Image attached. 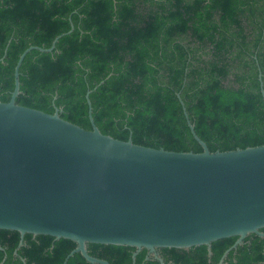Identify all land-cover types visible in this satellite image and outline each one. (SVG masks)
I'll return each mask as SVG.
<instances>
[{
    "label": "trees",
    "instance_id": "16d2710c",
    "mask_svg": "<svg viewBox=\"0 0 264 264\" xmlns=\"http://www.w3.org/2000/svg\"><path fill=\"white\" fill-rule=\"evenodd\" d=\"M70 33H67L71 30ZM59 116L86 130L91 116L115 139L174 152L264 145V0H0V102ZM264 232V228L260 230ZM0 230V264H89L68 239ZM237 240L162 248L164 264H219ZM109 264H160L128 246L87 244ZM149 257V258H148ZM222 264H264L247 235Z\"/></svg>",
    "mask_w": 264,
    "mask_h": 264
},
{
    "label": "water",
    "instance_id": "95a60500",
    "mask_svg": "<svg viewBox=\"0 0 264 264\" xmlns=\"http://www.w3.org/2000/svg\"><path fill=\"white\" fill-rule=\"evenodd\" d=\"M71 30L67 33H70ZM14 89L0 102V230L68 239L89 264H109L88 254L87 244L157 250L188 249L249 234L264 238V145L210 152L187 121L202 152H174L102 134L91 116L86 130L15 103ZM263 99L264 92L262 91ZM0 250L2 248L0 247Z\"/></svg>",
    "mask_w": 264,
    "mask_h": 264
},
{
    "label": "flooded vegetation",
    "instance_id": "af4514ba",
    "mask_svg": "<svg viewBox=\"0 0 264 264\" xmlns=\"http://www.w3.org/2000/svg\"><path fill=\"white\" fill-rule=\"evenodd\" d=\"M264 233V232H263ZM243 243V242H242ZM236 248V247H235ZM157 254L160 257V249L157 250ZM150 257H152L150 254H148ZM149 258V257H148ZM153 258V257H152ZM161 258V257H160ZM162 259V258H161Z\"/></svg>",
    "mask_w": 264,
    "mask_h": 264
}]
</instances>
